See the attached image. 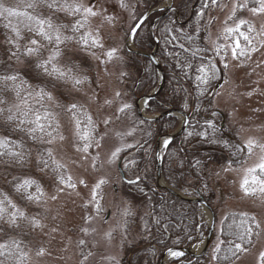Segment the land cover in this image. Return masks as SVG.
Here are the masks:
<instances>
[{
  "label": "rangeland",
  "instance_id": "1",
  "mask_svg": "<svg viewBox=\"0 0 264 264\" xmlns=\"http://www.w3.org/2000/svg\"><path fill=\"white\" fill-rule=\"evenodd\" d=\"M0 2L14 8L18 13L41 18L50 17L55 24L69 25L63 30L64 35L78 36L85 32L99 35L103 44V48H85L73 40L60 45L62 55L56 61L57 66L64 71L71 68L72 75L77 77L86 75L89 79L84 84L73 87L71 80L57 81L38 69L46 81L41 78L43 81L31 86V89H36L38 85H46L53 92L55 101L43 103L54 114L53 125L58 124L59 127L58 132L53 133L56 138L52 144L40 143L36 140L38 144L31 156L35 163L42 167L36 175L28 171L36 173L38 169L35 171L36 168L33 167H27L28 170L19 167L16 169L22 175L13 186L15 190L17 185L23 184L27 179L39 182L43 189V195L38 202L27 199L30 208L24 211L25 214L28 217L38 216L43 227L34 230L27 220L22 221L21 227L32 231L24 234L22 231V235L18 237L27 238L29 242L34 241L32 244L26 243L24 252L27 256L23 264H145V254L139 250L132 252L129 245L139 240L140 229L144 226L142 215L147 213L148 209L147 206L129 199L124 187L122 188L123 179L118 166L119 161L122 160L124 168L127 160L133 156V148L124 146L138 145L145 136L144 122L137 121L135 115L137 113L135 101L144 93L134 90L137 80L141 77L139 74L141 70H138L136 62L132 59L134 53L127 49V43L136 49L154 48V44L151 47L142 45L140 34H132L137 17L146 11L145 4L141 3V0H124L127 7L122 8L119 0H66L69 4H81L84 7L95 2L98 12L96 16L87 17V23L81 29V33L74 34L70 26L81 16L49 9L46 4L39 3L33 10L27 7L30 0H0ZM57 2L63 4L65 0H57ZM166 2L167 0H160L159 3L163 5ZM259 7V0H252L249 3L247 0H214L204 14L205 39L209 47L207 51L214 57L213 61L205 62L204 66L215 71L214 82H218L221 77L219 65L224 71L223 84L212 96V107L217 109L214 118L217 119L218 125L224 121L227 132L232 133L244 144L245 156L239 163H210L207 171L209 185H201L198 189L204 197H211L209 202L214 207L217 217L215 233L203 256L196 261L187 259L191 264H264V169L260 167L264 164V12L252 11L253 8ZM1 17L7 26L2 37V41L8 47L5 52L9 49L17 51L15 44L8 42L9 38L20 45L21 54L18 60L20 68L26 67L21 56L24 55L25 46H32L30 44L32 39L38 40L42 45L41 53L38 56L26 57L34 58L36 61L48 58L55 44H49L35 32H30L25 25L32 22L24 15L8 16L4 13ZM106 17H112V20L109 21ZM148 17L151 20L154 16L150 14ZM12 26L19 29L21 39L17 40ZM111 48H115L117 52L112 59H109L105 53ZM200 53L206 52L204 53L202 49ZM143 69L149 70L146 77H150L153 84L146 91L149 92L158 82L160 74L149 62L147 64L145 62ZM140 83L142 85V82ZM53 84H56L57 88L53 89ZM28 85L25 87L27 88ZM117 93L120 95L117 96ZM22 95L27 96V92ZM69 101L81 105L75 119L72 113L66 111ZM18 103L20 101L16 93L11 89L3 107L5 109L3 114L6 120L9 114L7 109L11 108L17 117L13 121L16 127L19 119L22 118L15 108ZM29 103L36 109L41 107L40 102L34 97L29 98ZM57 103L65 107H57ZM125 103L130 104L131 109L120 112L119 109ZM185 104L187 108L189 107L186 100L182 105L184 109ZM163 109L165 108L146 106L144 112L151 115ZM85 113L92 118V125H89L85 119ZM77 119L80 120L81 129H91V135L99 141V147L93 144L87 152L81 150L85 142L76 135ZM105 120L109 123L105 124ZM182 120L181 114L171 115L167 120L166 131L174 130ZM23 127L27 128L29 125L25 124ZM129 132L131 135H128ZM61 135L64 137L63 140L59 138ZM0 138H4L1 132ZM156 138L153 150H155ZM249 140L253 142L251 149L247 147ZM141 147L144 153L146 150H151V145L144 141ZM117 148H124V151H121L117 158H113L112 153ZM48 150L51 151V156L48 155ZM167 151L168 149L162 152L165 154ZM169 152L173 155L174 149H170ZM45 160L47 167L42 162ZM6 164L7 162H0V174L3 176L0 177V183L3 186L7 185L11 177L10 175L7 177L1 169ZM165 166L170 178H180L171 157L165 161ZM142 170L143 174H152L156 179L154 163L145 162ZM163 174L168 184L184 194L196 196L200 193L192 185L172 184L168 181L164 173V165ZM131 175V173L126 174L127 177ZM60 176L65 180L70 178L75 187L60 183ZM101 181L103 183L96 188ZM189 182L196 183L192 180ZM94 191L95 200H93ZM22 192L26 195L29 192L34 193L35 185L27 190L21 189L19 195L14 196V205L18 207L23 206L20 199L25 194ZM53 195L56 199H52ZM97 203L100 205L99 212ZM198 205V223L188 243L194 251H198L202 246L210 224V214L205 211L203 205L199 203ZM235 208L248 211L254 216L257 225L256 237L252 245L232 261L220 262L219 251L224 244L220 231L227 212ZM124 209H129L132 215H122ZM83 229H87V232ZM108 233L111 235L109 236ZM126 238L129 240L126 241ZM81 240L84 241L83 244L80 243ZM217 247L219 251H215ZM40 249L44 252L38 255ZM161 254L162 252L156 264ZM178 259H180L179 255L171 256L166 264H176Z\"/></svg>",
  "mask_w": 264,
  "mask_h": 264
},
{
  "label": "trees",
  "instance_id": "2",
  "mask_svg": "<svg viewBox=\"0 0 264 264\" xmlns=\"http://www.w3.org/2000/svg\"><path fill=\"white\" fill-rule=\"evenodd\" d=\"M141 1V3L145 4V10L160 2V0ZM213 1L174 0L178 17L175 12H169L161 17L154 26V33L159 37L158 57L166 62L164 64L166 83L162 91L150 102L152 106H156L158 109L169 106H181L186 100L192 106V111L190 112L191 119L187 129L182 135L172 141L168 151L164 154V173L167 180L172 184L192 185L200 192L201 190L198 188L201 185H209L210 180L207 171L211 162L220 164L239 163L245 156L244 144L232 133H228L225 127L222 128L218 125L217 119L214 118L217 109L213 108L211 103L216 82L212 79L208 84H204L197 80V76L200 75L198 68L204 66L205 62L212 61L214 58L208 52L209 47L207 46L205 39L206 32L204 31L206 27L204 14L209 10ZM247 1L248 3L252 2V0ZM160 13L161 10L152 13V15L157 16ZM149 18L144 21L138 34H140L142 44L151 47L154 44V38L149 29L152 18L151 20ZM4 22V19L0 16V74L19 73L24 80H27L30 86L40 83L42 79L46 81L44 75L42 78L40 71L35 67L37 61L34 58L29 59L26 55L21 56L24 59L26 67L20 68L18 65L20 57L10 56L9 51L5 52V49L8 47L2 41V37L5 34L4 29L7 28ZM172 37H175V39L171 40ZM166 39L171 40V42L166 44ZM180 45H183V48ZM202 49L204 53L206 52L205 54L200 53ZM132 57L136 62L138 70H141L139 73L141 77H139L142 80V85L140 83L142 87L140 86L139 90L145 89L147 91L153 85L151 78L146 77V73H149L148 68L146 69L147 71L143 69L145 62L147 64L149 61H146V57L136 53ZM178 60L184 68L183 72L177 66ZM149 63L152 67L154 66L152 62ZM186 64H190L191 67H187ZM10 88L8 87L3 91L2 98L5 103L0 104V107L5 106L11 92ZM179 89L186 91H178ZM13 92L15 93V91ZM137 114L135 113L137 121L144 122L145 136L133 148V156L124 165L125 173L132 174L129 177L132 181L123 180L122 188L124 187L130 200L147 206L148 212L142 215L144 226L140 229L139 240L132 245L129 243V249L132 252L139 250L141 253H144L145 264H156L158 256L165 248L189 243V238L195 233L198 223L199 205L195 201L178 198L166 189L159 187L152 174H143L142 169L144 163L147 161L151 164L154 163L156 168L155 150L152 149L154 140L159 134L166 131L167 120L171 116H166L159 120H145ZM209 123L215 126L214 130L208 127ZM205 131L208 133L206 137L195 134ZM0 132L8 141L16 142L14 144L9 143L6 147L0 148V162H7L1 169L7 177L8 175L11 176H9L11 179L9 178L6 186L0 183V200L4 201L3 207L8 213L17 209L28 211L30 203L27 202V195L24 192L22 193L26 196L24 195L23 197L21 195L22 198L20 199L23 206L19 205V207L12 208L8 201L14 204V196L16 197L20 193V191L17 192L13 187L21 179L22 175V173L16 170L18 167L20 169L33 167L36 168L35 171L38 169L36 173H33L27 168L29 173L34 175L42 168L35 163L34 158L31 156L38 142L26 133L19 131L16 125L13 124V121L4 120L3 113L0 114ZM188 132H193L194 134L186 139ZM143 141L151 145L150 151L146 150L145 153L143 152L144 149L141 147ZM170 149H174L173 155L170 154ZM10 152H22L23 160L11 156ZM170 157L175 162V168L180 178H170L169 173L165 169V161ZM27 176L32 175L27 174ZM0 177L2 178L3 176L1 175ZM191 180L196 181V183L189 182ZM205 198L207 201L211 200L210 196ZM6 220L7 217H5V222H0V243L9 242L11 239L19 240L21 241L20 247L24 252L26 243L32 244L34 241L31 240L29 242L27 238L22 239V236V238L18 236L25 232L31 233L32 230H24L21 227L23 220L19 222L20 227L18 228L9 227ZM22 231L23 233L21 234ZM256 233L257 225L254 216L250 212L236 208L228 211L223 221L222 230L220 231L221 238L224 241L219 251L220 262L232 261L240 255L243 250L252 245ZM125 240H129V238ZM18 256L19 253H14L11 257L5 253V255L0 256V261L3 264H17ZM188 259L192 261L191 258ZM190 261L181 262L180 264H191Z\"/></svg>",
  "mask_w": 264,
  "mask_h": 264
},
{
  "label": "snow or ice",
  "instance_id": "3",
  "mask_svg": "<svg viewBox=\"0 0 264 264\" xmlns=\"http://www.w3.org/2000/svg\"><path fill=\"white\" fill-rule=\"evenodd\" d=\"M46 4L47 8L54 9L56 11H65L69 15L73 16H81V18H78L75 20L73 24H71V31L74 34L81 33V29L85 27V24L87 23V17L88 16H96L98 14L96 10V4L93 2L88 7H84L81 4L72 3L69 4L66 2L63 4H58L57 0H30V2L27 4L28 8H31L33 10L36 9L37 4ZM120 7L126 8L127 4L124 2V0H119ZM260 7L253 8V12H264V0H259ZM244 5H241L243 7ZM4 13H7L8 16L13 15H24L26 19L31 24L25 25L28 27V30L30 32H35L37 36L41 37L43 40H46L49 44L54 43L55 47L50 51V54L47 59H41L38 60L35 67L37 69H41L43 71V74L46 76L54 77L57 81H68L71 80L73 87H78L81 84H84L88 81V77L82 76L77 77L75 75H72V70L69 68L67 71L62 70L60 67L57 66L56 61L58 58L62 55V49L60 48V45L65 44V42H71L73 40H76L77 43L81 44L85 48H103V44L101 43V38L99 35H93L90 32H85L83 34H80L78 36L72 35H64L63 30L65 28H68L69 25L66 24H55L52 19L49 18H41L39 16H33L29 15L27 13H18L14 10L12 7L5 6L4 3L0 2V16L4 15ZM109 21L112 20V17H106ZM147 19V17L141 15L140 17H137V22L134 25L132 29V34L137 35L140 28L142 27L144 21ZM246 23V22H242ZM12 31L15 33L17 40L21 39V34L18 28L15 26H12ZM175 37H172L171 40H174ZM247 39V37H245ZM171 40L166 39L165 43H170ZM10 44H15V47L17 51H11L9 49L11 56L19 58L20 52V45L18 43H15L11 38H9L8 41ZM158 42V41H157ZM30 44L32 46H25L24 49V55L26 56H33V55H40L41 53V47L42 45L39 43L38 40L32 39L30 41ZM181 48H183V45H180ZM117 50L115 48H111L107 50L105 55L112 59L116 55ZM243 54V52H241ZM178 56V54H176ZM157 64L159 61H155ZM177 66L180 67L181 71L183 72L184 68L180 65L179 60L177 63ZM187 67H191L190 64H186ZM198 71L200 75L197 76V80L201 81V83L208 84L210 80L216 78V73L214 70H211L209 68H206L204 66H201L198 68ZM175 78V77H174ZM28 85L27 80H24L19 73H12V74H0V104H4L5 101L2 98V93L5 89L8 87H11L13 91L16 93L17 99L20 101V103L15 105L16 110L20 113V116L22 117L19 119L17 128L19 131L26 133L27 135L31 136L33 140H38L40 143H47L52 144L55 140V136L53 135L54 132H58V124L56 126L53 125L52 121L54 119V114L48 110L47 106L43 103L44 101H55V96L53 95V92L48 89L46 85H38L36 89H31V86L28 85L26 88L25 86ZM53 89L57 88L56 84L52 85ZM178 91H186L184 89H179ZM27 92V96L22 95V93ZM203 94V93H201ZM120 94L117 93V96ZM34 97L37 99L38 102H40V109L34 108L29 103V98ZM106 103H111V101H106ZM57 107H65V105H61L57 103ZM130 104H123V106L119 109L120 112H124L126 110L131 109ZM185 108H187V104L184 105ZM81 105H79L77 102L69 101L66 105V111L73 114L74 119L78 116L80 111ZM41 109L43 111H41ZM5 109L3 107H0V114L4 113ZM8 116L6 117V120L11 122L17 119L16 115L12 112L11 108L7 109ZM85 119L87 120L89 125L93 124L92 118L88 116L86 113ZM109 123V121L105 120V124ZM143 123V121H141ZM25 124H28L29 127L25 128L23 127ZM185 126H188V122H185ZM76 127H77V133L76 135L78 138L85 143L83 144V148L81 149L84 152H87L90 147L95 144L96 147H99V141L95 140L91 135V129L90 128H80V120H76ZM209 128H212L214 130V125L211 123L208 124ZM40 133V136H37L36 134ZM193 132H188L187 137L192 136ZM198 136H207L208 133L205 132H197L195 133ZM128 135H131V132L128 133ZM45 137H47V140H45ZM61 140L64 139V137L61 135L59 137ZM172 137H166L162 141V147L164 150H167L172 143ZM9 143H16L15 141H8L6 138H0V148L6 147ZM126 148H134L136 145L128 144L124 146ZM248 149H251L253 147V142L249 140L247 142ZM121 151H124V148H117L112 153L113 158H117L119 156V153ZM10 155L18 158L20 160H23V153L20 152H10ZM48 155L51 156V151L48 150ZM47 167V161H42ZM134 163V161H133ZM261 169H264V164L260 165ZM60 183L66 184L68 187H75L74 184L71 183L70 178L68 180H65L63 176L59 177ZM83 183V181H82ZM103 183V181L99 182L96 185V188H99V185ZM35 185V192H29L27 194V199L29 201H36L38 202L43 195V189L42 186L39 184V182L31 179H27L23 181V184L17 185V191H20L21 189L27 190L28 188L33 187ZM58 191H62V189H57ZM143 191V189H141ZM95 191L93 195V200H95ZM52 199H56V196L53 195ZM3 200H0V222H5V217H7L6 223L9 227L12 228H18L20 227V221L27 220L28 223L32 226V228L35 229H41L43 225L40 222V219L38 216H32L28 217L24 211L17 209L16 211H13L11 213H8L7 210L3 207ZM8 203L11 205L12 208H16V205L11 204V201H8ZM97 211H100V205L97 203L96 205ZM122 215L124 216H130L132 215L131 211L129 209H124ZM126 223V221H125ZM83 231L87 232V229H83ZM110 236L111 234L108 233ZM81 244L84 243L83 240L80 241ZM21 241L16 239H11L9 242L0 243V256L7 255L9 257L13 256L14 253H19V256L17 257V264H23L24 259L26 258L27 254L23 252V250L20 247ZM239 247V246H237ZM170 254L175 257L178 255H181V253L169 250ZM215 251H219V247L215 249ZM44 250L40 249L38 251V255L43 254ZM0 264H3L2 261H0Z\"/></svg>",
  "mask_w": 264,
  "mask_h": 264
},
{
  "label": "water",
  "instance_id": "4",
  "mask_svg": "<svg viewBox=\"0 0 264 264\" xmlns=\"http://www.w3.org/2000/svg\"><path fill=\"white\" fill-rule=\"evenodd\" d=\"M160 9H162L163 12L160 13L156 18H154L151 22V25H150V30L153 33L154 39L156 41V47L152 51H144V50L133 48L129 45V43H127V49L129 51L136 52L138 54H143V55L151 58L153 63L156 66V69L158 70V72L160 74V78H159L157 85L150 92H148L144 95L138 96L135 104H136L137 112H138L139 116L142 117L143 119H146V120H159V119H162L165 116H168L170 114H178L179 113V114L183 115L182 122L174 130L161 133L156 138L155 158H156L157 185L161 188L166 189L168 192H170L171 194H173L174 196H176L178 198L186 199V200H190V201H195V202L203 205L206 209H208V211L210 213V224H209L208 232H207V235L205 236L202 247L198 251H194L190 245L169 246L163 250L161 257L159 259V263H158V264H166L169 260V257H170V251H169L170 249L173 251L174 250H181V252H180L181 254L191 256L194 258L200 257L205 253V251L207 250L208 246L210 245L212 238L214 236V233H215L216 213H215L213 206L204 198V196L201 193H198V195H196V196L186 195L183 192L176 189L175 187H173L172 185L168 184L164 178L162 141L166 137H172L173 138L172 141H173L174 139L178 138L186 130L187 126H185V122L189 123V120H190L189 113L186 110L179 108V107H169L167 109L160 111L159 113L150 115V114H146L143 111L142 107L140 106V100H142L144 98V103H146L149 100L155 98L162 91V89L164 88L165 83H166V72L164 70V67H163L161 61L158 59V57L156 55L157 46H158V42H157L158 39H157L156 35L154 34L153 27L159 18L166 15L169 11L175 10L174 0H167V3H165L163 5L152 7L150 9H148L143 14V16L146 17L147 15L154 12L155 10H160ZM157 60L159 61L158 64L155 62ZM223 81H224V75L222 74V77L217 82L216 87H219L223 83ZM118 166H119V170H120L122 177L127 181H132V179H128L126 177L124 169L121 165V161H119Z\"/></svg>",
  "mask_w": 264,
  "mask_h": 264
},
{
  "label": "flooded vegetation",
  "instance_id": "5",
  "mask_svg": "<svg viewBox=\"0 0 264 264\" xmlns=\"http://www.w3.org/2000/svg\"><path fill=\"white\" fill-rule=\"evenodd\" d=\"M193 11V10H192ZM173 12H175V11H173ZM175 14H176V12H175ZM177 15V17H178V14H176ZM154 18H156V16H154V17H152V20L154 19ZM159 20V19H158ZM157 20V21H158ZM152 22V21H151ZM151 24V23H150ZM149 29H150V26H149ZM152 33V32H151ZM156 35V34H155ZM157 36V35H156ZM158 37V36H157ZM139 44H140V42H139ZM141 44H142V42H141ZM143 45V44H142ZM156 45V42L154 43V48L156 47L155 46ZM158 48H159V37H158V46H157V55H158ZM140 49H142V48H140ZM153 48L151 47V49H148V50H146V51H151ZM144 50V49H143ZM138 55H142V54H138ZM143 57H146V61H149V62H152L153 63V61H152V59L151 58H149L148 56H145V55H142ZM205 57H207V56H205ZM162 61V64H163V66H164V68H165V61H163V60H161ZM142 80H141V78H139L138 80H137V83L135 84V87H136V89H134V90H136L137 92L138 91H140V92H144L143 94H145V92H146V90L145 89H142V90H139V88H140V82H141ZM138 88V89H137ZM143 94H140V95H143ZM154 99V98H153ZM151 101V100H150ZM148 102V104H147V106L148 107H152V104H151V102ZM182 105H183V103L181 104V106H177V107H181L182 108ZM167 106H169V105H167ZM184 109V108H183ZM185 110L186 111H188L189 113L192 111V106H190L189 105V107L186 109L185 108ZM221 125H222V123H221ZM221 127H224V126H221Z\"/></svg>",
  "mask_w": 264,
  "mask_h": 264
},
{
  "label": "bare ground",
  "instance_id": "6",
  "mask_svg": "<svg viewBox=\"0 0 264 264\" xmlns=\"http://www.w3.org/2000/svg\"><path fill=\"white\" fill-rule=\"evenodd\" d=\"M140 106L143 108V106H144V98L142 99V100H140ZM205 208V207H204ZM205 211L207 212V213H209V211H208V209H206L205 208ZM210 214V213H209ZM200 248V247H199ZM174 251H176V252H181V250H174ZM169 255V254H168ZM167 255V256H168Z\"/></svg>",
  "mask_w": 264,
  "mask_h": 264
}]
</instances>
